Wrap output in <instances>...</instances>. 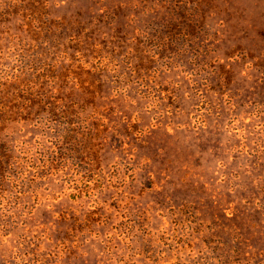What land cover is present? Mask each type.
Instances as JSON below:
<instances>
[{
    "label": "rangeland",
    "instance_id": "1",
    "mask_svg": "<svg viewBox=\"0 0 264 264\" xmlns=\"http://www.w3.org/2000/svg\"><path fill=\"white\" fill-rule=\"evenodd\" d=\"M0 93V264H264V0H0Z\"/></svg>",
    "mask_w": 264,
    "mask_h": 264
},
{
    "label": "trees",
    "instance_id": "2",
    "mask_svg": "<svg viewBox=\"0 0 264 264\" xmlns=\"http://www.w3.org/2000/svg\"><path fill=\"white\" fill-rule=\"evenodd\" d=\"M35 21H37V16H35L34 18ZM44 43V46L45 48H49L50 47V41L48 40L47 37L43 38V42ZM24 70H28L27 67H23V71ZM22 71V73H23ZM36 71H39V70H36ZM36 71L34 73H36ZM56 77V76H55ZM16 80L18 79H15L13 81V83H16ZM43 80H45L44 76H43ZM36 81H37V78H36ZM51 80H45L44 83H46V90L44 93H42L41 95L40 94H37L36 93L38 92V90H36V86L33 85V80H31L30 84L27 85V92L29 93L30 97H28L27 99L25 98V96H22L21 95V100L25 103L28 104V108H25L24 110L25 111H39L40 112H43V111H46V112H49V114H53L54 111H57V112H61V108H59L60 106H64L62 104V102H64V100L66 99L65 97H63V95L61 94V91L57 90L55 88V84L53 81L51 84L50 83H47ZM54 84V85H53ZM18 91H21L22 88H17ZM5 91V89H4ZM24 91V90H22ZM32 92V93H31ZM36 92V93H35ZM31 93V94H30ZM1 94V93H0ZM54 104V105H53ZM58 105V108L55 107V105ZM17 105H14L12 104L11 102H0V111H4V112H10V111H13V109H17ZM31 108V109H30ZM240 205L237 209V212H236V215H235V220L238 221L239 219H241L243 217V215L247 212V211H244V209L248 208L247 206L249 204H246V205H241V204H238ZM261 212H264V211H261ZM234 218V217H233ZM233 220V219H232ZM249 223V220L246 222V224ZM255 224V223H254ZM263 223L260 221L258 222V225L261 226ZM256 225V224H255ZM261 229H264V225L263 227H261Z\"/></svg>",
    "mask_w": 264,
    "mask_h": 264
}]
</instances>
